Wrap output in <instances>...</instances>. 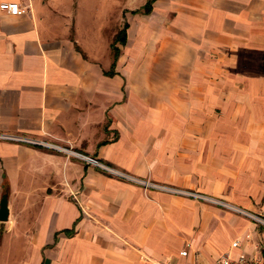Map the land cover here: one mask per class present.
Segmentation results:
<instances>
[{
  "label": "crops",
  "instance_id": "1",
  "mask_svg": "<svg viewBox=\"0 0 264 264\" xmlns=\"http://www.w3.org/2000/svg\"><path fill=\"white\" fill-rule=\"evenodd\" d=\"M150 1L0 0V134L264 220V0ZM4 194L0 264H264V226L47 148L0 140Z\"/></svg>",
  "mask_w": 264,
  "mask_h": 264
},
{
  "label": "built area",
  "instance_id": "2",
  "mask_svg": "<svg viewBox=\"0 0 264 264\" xmlns=\"http://www.w3.org/2000/svg\"><path fill=\"white\" fill-rule=\"evenodd\" d=\"M0 10L12 16H22L27 13V9L25 7H22L19 3H7V2L0 3ZM0 140L20 143V144H26V145H32V146L47 148L50 150L61 152L66 155L76 157L77 159L84 161L87 165L96 167L111 176H114L116 178H119L129 183L135 184L143 188L144 191L146 192H161V193H166L170 195H177V196L185 197V198L195 200L200 203H210L223 210H226V211L235 213L237 215H240L242 217H245L257 225L264 226V220L260 218L259 216L247 210L241 209L237 207L236 205H233L222 199L208 196V195L202 194L197 191L179 189V188L172 187L169 185L158 184L153 181H150L149 179H140L137 177H133L125 172H122L116 168L110 167L102 163L101 161H99L98 159L94 157L82 155L80 153L73 151L71 148L62 147L56 143H52V142H48L44 140H38V139L30 138L27 136H23V135H8V134H0ZM249 239H250V235H246L245 240H249ZM239 244H240L239 241H235L232 244V247L237 248L239 247ZM191 248H192L191 244L188 243L185 246L184 250L181 251L180 256L187 257L189 254V250ZM163 264H177V263H174L173 261H167L166 263H163ZM214 264H262V263L259 259H256V258L246 259L245 257L240 256L237 259H233L231 258L230 255L225 254L219 257L215 261Z\"/></svg>",
  "mask_w": 264,
  "mask_h": 264
},
{
  "label": "trees",
  "instance_id": "3",
  "mask_svg": "<svg viewBox=\"0 0 264 264\" xmlns=\"http://www.w3.org/2000/svg\"><path fill=\"white\" fill-rule=\"evenodd\" d=\"M154 0L150 1L146 7V13H150L151 12V4ZM126 30H127V26H124L123 30L117 35V37L115 38L114 43L112 44V50L114 53V56L117 57L119 55V49L116 46L117 43H125L126 41ZM9 187L7 186V189Z\"/></svg>",
  "mask_w": 264,
  "mask_h": 264
},
{
  "label": "water",
  "instance_id": "4",
  "mask_svg": "<svg viewBox=\"0 0 264 264\" xmlns=\"http://www.w3.org/2000/svg\"><path fill=\"white\" fill-rule=\"evenodd\" d=\"M8 194H4L0 204V222H7L9 219Z\"/></svg>",
  "mask_w": 264,
  "mask_h": 264
},
{
  "label": "rangeland",
  "instance_id": "5",
  "mask_svg": "<svg viewBox=\"0 0 264 264\" xmlns=\"http://www.w3.org/2000/svg\"><path fill=\"white\" fill-rule=\"evenodd\" d=\"M98 6L99 7H105V5L104 4H98ZM89 9V8H88ZM122 26H123V24H122ZM120 29V28H119ZM115 39V37L113 38V40ZM84 162V161H83ZM102 171V170H101ZM104 172V171H103ZM175 196H177V195H175ZM181 197V196H180ZM183 198H185V197H183ZM188 199V198H187ZM193 201H195V200H193ZM197 202V201H196ZM198 203H200V202H198ZM205 204H208V205H211V206H214V207H216L215 205H213V204H210V203H205ZM219 208V207H218ZM221 209V208H220Z\"/></svg>",
  "mask_w": 264,
  "mask_h": 264
}]
</instances>
